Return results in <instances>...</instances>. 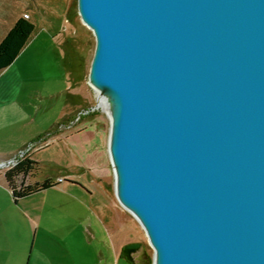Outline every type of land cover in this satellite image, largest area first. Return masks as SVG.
I'll return each mask as SVG.
<instances>
[{"label": "water", "instance_id": "water-1", "mask_svg": "<svg viewBox=\"0 0 264 264\" xmlns=\"http://www.w3.org/2000/svg\"><path fill=\"white\" fill-rule=\"evenodd\" d=\"M115 196L152 264H264V0H77ZM140 243L123 246L134 264Z\"/></svg>", "mask_w": 264, "mask_h": 264}, {"label": "rangeland", "instance_id": "rangeland-1", "mask_svg": "<svg viewBox=\"0 0 264 264\" xmlns=\"http://www.w3.org/2000/svg\"><path fill=\"white\" fill-rule=\"evenodd\" d=\"M20 17L34 30L0 70V171L47 143L33 155L32 181L50 179L55 187L17 203L11 198L13 208L34 212L36 238L18 216H6L7 231L35 238L44 264H130L120 257L129 243H140L136 264H152L144 230L115 196L110 120L88 80L95 37L80 19L77 0H0V40Z\"/></svg>", "mask_w": 264, "mask_h": 264}, {"label": "crops", "instance_id": "crops-1", "mask_svg": "<svg viewBox=\"0 0 264 264\" xmlns=\"http://www.w3.org/2000/svg\"><path fill=\"white\" fill-rule=\"evenodd\" d=\"M45 148H49V144L46 143L44 145H39L37 147H34L30 152L31 159L34 160L33 155L41 152V150ZM0 162H4V161H0ZM3 173L4 170L0 171V186L3 187L0 190V197L3 198L5 201L4 202L3 200H0L3 203H5V205H2V203L0 202V264H44L43 261L46 260L45 253H43L41 247L38 248V245L36 244V240H35L37 235V230L39 228V222H37L36 218L32 216L34 215L33 211L27 212L21 207L13 208L11 206V198L13 200V197L11 190L9 189L7 182L4 178ZM32 175L33 174H31L27 178V182L33 183ZM53 187H55V185ZM18 201L19 200L17 201L13 200L14 203H17ZM6 216L8 218L13 216H18L26 224L27 229L29 231H31L32 229L34 230V236H35L34 240L29 242V240H27L26 233L25 236H23L21 239L19 238V236L13 238L12 235L6 229V222H7ZM28 248H29L30 256L27 257L28 259L27 260L25 259L26 258L25 254ZM32 253H33V257H32Z\"/></svg>", "mask_w": 264, "mask_h": 264}, {"label": "trees", "instance_id": "trees-1", "mask_svg": "<svg viewBox=\"0 0 264 264\" xmlns=\"http://www.w3.org/2000/svg\"><path fill=\"white\" fill-rule=\"evenodd\" d=\"M33 30L34 25L25 17H20L14 22L0 41V70L14 61ZM36 165L37 163L31 159L30 155L25 154L4 171L3 175L14 201L55 185V182L50 179L42 182H27V178L36 169Z\"/></svg>", "mask_w": 264, "mask_h": 264}, {"label": "bare ground", "instance_id": "bare-ground-1", "mask_svg": "<svg viewBox=\"0 0 264 264\" xmlns=\"http://www.w3.org/2000/svg\"><path fill=\"white\" fill-rule=\"evenodd\" d=\"M94 91L96 93L97 100H98V103H99L100 107L102 109H104L107 112L108 116H109L110 114H109V109H108V105H107V98L105 96L101 95L98 92V90L94 89Z\"/></svg>", "mask_w": 264, "mask_h": 264}, {"label": "flooded vegetation", "instance_id": "flooded-vegetation-1", "mask_svg": "<svg viewBox=\"0 0 264 264\" xmlns=\"http://www.w3.org/2000/svg\"><path fill=\"white\" fill-rule=\"evenodd\" d=\"M123 248V247H122ZM122 248H121V251H122ZM121 251H120V257H122V258H124L122 255H121ZM132 257H133V253H132ZM125 259V258H124ZM133 260H134V264H136V262H135V259L133 258Z\"/></svg>", "mask_w": 264, "mask_h": 264}, {"label": "built area", "instance_id": "built-area-1", "mask_svg": "<svg viewBox=\"0 0 264 264\" xmlns=\"http://www.w3.org/2000/svg\"><path fill=\"white\" fill-rule=\"evenodd\" d=\"M21 156H23V154H21Z\"/></svg>", "mask_w": 264, "mask_h": 264}]
</instances>
